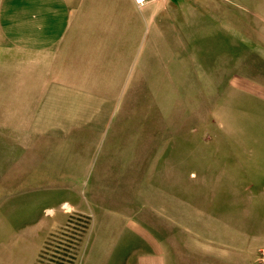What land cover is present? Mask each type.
Returning a JSON list of instances; mask_svg holds the SVG:
<instances>
[{"label": "rangeland", "instance_id": "rangeland-1", "mask_svg": "<svg viewBox=\"0 0 264 264\" xmlns=\"http://www.w3.org/2000/svg\"><path fill=\"white\" fill-rule=\"evenodd\" d=\"M171 1L160 68L128 75L144 83L63 78L111 97V117L75 102L62 132L39 134L0 102V253L14 264H137L142 229L167 264H205L207 246L232 264L235 222L264 219V0Z\"/></svg>", "mask_w": 264, "mask_h": 264}, {"label": "crops", "instance_id": "crops-1", "mask_svg": "<svg viewBox=\"0 0 264 264\" xmlns=\"http://www.w3.org/2000/svg\"><path fill=\"white\" fill-rule=\"evenodd\" d=\"M171 2L151 0L139 8L134 0H0V102L6 103L2 111L32 118L22 128L39 134L62 132V118L78 111L71 108L75 102L91 117H97L96 112L111 117V97L70 88L63 78H77L75 71H103V84L144 83L128 75L160 68L159 17ZM65 103H70L66 109ZM6 127L14 128L9 132L23 131L19 126ZM247 222L246 227V222L241 226L235 222V259L229 262L264 264V219L251 217ZM245 229L247 235L241 232ZM141 232L150 249L138 253L137 264H167L159 239ZM237 235H246V242ZM202 254L205 264L223 262L217 247L215 254L208 246ZM10 261L14 264L15 253L8 248L0 253V262Z\"/></svg>", "mask_w": 264, "mask_h": 264}, {"label": "built area", "instance_id": "built-area-1", "mask_svg": "<svg viewBox=\"0 0 264 264\" xmlns=\"http://www.w3.org/2000/svg\"><path fill=\"white\" fill-rule=\"evenodd\" d=\"M150 1L151 0H134V3L136 4L137 7L141 8L144 7Z\"/></svg>", "mask_w": 264, "mask_h": 264}]
</instances>
